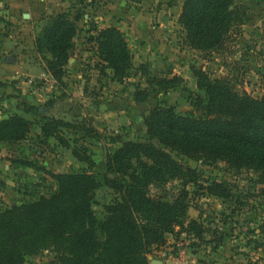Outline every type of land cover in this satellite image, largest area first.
Returning <instances> with one entry per match:
<instances>
[{"label":"rangeland","instance_id":"374dc122","mask_svg":"<svg viewBox=\"0 0 264 264\" xmlns=\"http://www.w3.org/2000/svg\"><path fill=\"white\" fill-rule=\"evenodd\" d=\"M29 2L28 9H16L13 21L1 12L8 8L7 0H0V40L10 36L9 40L19 42L16 60L35 69L31 81L26 75L0 78V119L16 113L32 121L24 139L0 142V209L50 196L57 190L53 174L88 172L103 181L106 154L119 145L111 138L146 141L143 120L157 105H172L182 114H201L197 103L204 93L197 86V70L227 81L238 93L255 98L263 94L264 0H234V6L245 11L243 23L235 22L223 43L210 50L194 48L187 40L179 22L184 0ZM24 11L35 14L23 18ZM60 12L78 18L73 48L58 83L47 71L50 54L38 52L33 42L46 21ZM109 26L124 34L132 54L133 67L122 82L113 79L92 42L97 29ZM41 68L45 79L43 72H37ZM143 70L152 77H177L178 84L166 92L157 91ZM144 90L149 91L148 98L135 102V92ZM29 105L39 106L38 113L27 111ZM41 116L70 123L61 129L67 146L41 134ZM72 150L90 161L77 160ZM172 155L197 170V183L184 186L180 180L169 179L151 186L149 193L171 201L184 186L189 208L183 227L194 220L203 232L197 236L174 227L164 244L153 245L146 254L149 264H264V184L258 175L247 169L234 171L223 162L208 164ZM211 181L226 183L229 197L208 194L203 186ZM114 196L106 185L95 191L92 208L98 218L104 217V206ZM25 264L59 263L52 250H44L28 256Z\"/></svg>","mask_w":264,"mask_h":264},{"label":"trees","instance_id":"16d2710c","mask_svg":"<svg viewBox=\"0 0 264 264\" xmlns=\"http://www.w3.org/2000/svg\"><path fill=\"white\" fill-rule=\"evenodd\" d=\"M234 0H184L179 22L191 46L218 48L235 22L243 23L245 11ZM78 16L60 12L50 17L34 38L35 49L46 51L47 71L62 82L64 66L73 48ZM97 54L122 82L132 69V54L124 34L115 26L97 29L92 37ZM263 94L259 98L238 93L225 80L195 71L197 86L204 93L197 103L199 115L182 114L172 105L153 107L143 120L146 141L111 138L119 145L107 152L104 180L92 173H58L57 190L50 196L0 209V264H25L27 257L52 250L59 264H149L146 254L153 245L165 243L174 227L193 231L202 226L191 220L183 227L189 204L185 185L197 183L198 172L172 154L208 164L225 163L234 171L250 170L264 184V66L260 69ZM148 84L166 92L178 84L177 77H152ZM149 91H136L140 103ZM39 106L27 111L38 113ZM43 117V116H41ZM32 121L12 113L0 119V142H15L27 136ZM70 123L42 118L40 132L67 146L61 129ZM84 129V127H83ZM79 161L87 156L72 150ZM169 179L184 185L171 200L149 193ZM106 185L115 196L98 218L92 208L95 191ZM205 191L220 199L230 195L226 183L211 181Z\"/></svg>","mask_w":264,"mask_h":264},{"label":"crops","instance_id":"0c3cea01","mask_svg":"<svg viewBox=\"0 0 264 264\" xmlns=\"http://www.w3.org/2000/svg\"><path fill=\"white\" fill-rule=\"evenodd\" d=\"M8 2V8H2L1 12H4L6 14L10 15L11 20H15L16 18V9L19 7L22 8H29L31 2L29 0H7ZM31 9V8H30ZM26 11L22 12L21 15L23 18L31 17L35 14V12H29L25 13ZM26 15V17H24ZM9 37H3V40H0V78L1 79H7V78H17L20 75H26L30 76L29 79H33L35 75L33 73V66L30 63H25L23 67V61L19 60L17 61L14 54H17L16 49L20 48L21 44L16 41L9 40ZM34 43V42H33ZM18 45V46H16ZM19 58V57H18ZM18 63H21L22 66H18ZM29 71H26V69ZM39 72H43L41 74H44L46 78V72H44V68H41ZM33 96H37V93H32ZM95 107V106H94Z\"/></svg>","mask_w":264,"mask_h":264},{"label":"built area","instance_id":"2783aa9c","mask_svg":"<svg viewBox=\"0 0 264 264\" xmlns=\"http://www.w3.org/2000/svg\"><path fill=\"white\" fill-rule=\"evenodd\" d=\"M41 77H43L44 79H45V76H44V74H41ZM32 79H29V81H31Z\"/></svg>","mask_w":264,"mask_h":264},{"label":"water","instance_id":"95a60500","mask_svg":"<svg viewBox=\"0 0 264 264\" xmlns=\"http://www.w3.org/2000/svg\"><path fill=\"white\" fill-rule=\"evenodd\" d=\"M24 17H26V15H24ZM152 264H158V263H152Z\"/></svg>","mask_w":264,"mask_h":264}]
</instances>
